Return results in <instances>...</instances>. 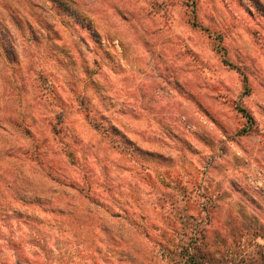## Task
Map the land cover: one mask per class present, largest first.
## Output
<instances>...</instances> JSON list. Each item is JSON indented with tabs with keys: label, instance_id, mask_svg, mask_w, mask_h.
<instances>
[{
	"label": "rangeland",
	"instance_id": "obj_1",
	"mask_svg": "<svg viewBox=\"0 0 264 264\" xmlns=\"http://www.w3.org/2000/svg\"><path fill=\"white\" fill-rule=\"evenodd\" d=\"M0 40V264H264V0H0Z\"/></svg>",
	"mask_w": 264,
	"mask_h": 264
},
{
	"label": "trees",
	"instance_id": "obj_2",
	"mask_svg": "<svg viewBox=\"0 0 264 264\" xmlns=\"http://www.w3.org/2000/svg\"><path fill=\"white\" fill-rule=\"evenodd\" d=\"M187 258L190 259V263L189 264H197L198 263L197 261H193V258H194L193 254L188 253Z\"/></svg>",
	"mask_w": 264,
	"mask_h": 264
},
{
	"label": "snow or ice",
	"instance_id": "obj_3",
	"mask_svg": "<svg viewBox=\"0 0 264 264\" xmlns=\"http://www.w3.org/2000/svg\"><path fill=\"white\" fill-rule=\"evenodd\" d=\"M6 43V40H0V46Z\"/></svg>",
	"mask_w": 264,
	"mask_h": 264
}]
</instances>
